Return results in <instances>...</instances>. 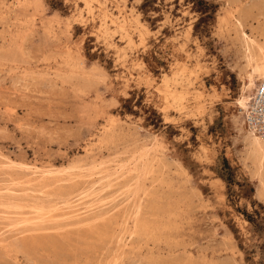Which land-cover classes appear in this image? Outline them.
<instances>
[{"label":"rangeland","instance_id":"374dc122","mask_svg":"<svg viewBox=\"0 0 264 264\" xmlns=\"http://www.w3.org/2000/svg\"><path fill=\"white\" fill-rule=\"evenodd\" d=\"M241 8L252 36L264 0H0V264H264Z\"/></svg>","mask_w":264,"mask_h":264},{"label":"bare ground","instance_id":"6f19581e","mask_svg":"<svg viewBox=\"0 0 264 264\" xmlns=\"http://www.w3.org/2000/svg\"><path fill=\"white\" fill-rule=\"evenodd\" d=\"M249 14H250V11L241 8L238 11L237 16L234 17V21L232 23L233 31L235 32V35L237 36V39L239 41L240 60L242 61L241 62L242 65H241L240 71H239L241 86L239 88V93H238L237 98L234 99V106L237 110V113L233 118V123H234L236 130H237V134L240 136V143L242 145V150H243L242 151L243 162H244V164H246L250 167L251 174L254 177L256 184H257V193L256 194L258 197H264V141L261 140L259 137H257L253 132H251L250 130L245 128L243 125V114H244V112L248 106L249 98L252 94V91L256 86V82L264 77V11L260 12L258 14L257 22H256L257 26H255V28L251 32L252 36L246 34V32H245L246 18ZM227 18H229V17H227ZM109 133H110L109 130H106L104 132L105 141H106V137H108ZM107 139H110V138L108 137ZM40 211H41V209L38 210V212H40ZM127 216H128V214H127ZM99 219H101V218H96L95 221H97ZM139 219H141V218H139ZM137 222H139V220ZM104 223H105V221H104ZM113 224H114V222H113ZM135 224L137 225V223H135ZM144 224H142V225L144 226ZM100 226H101V229L99 228ZM102 226L103 225L100 224L98 227V230H97V226L91 227L92 230L89 234L93 238L96 237L97 241H98V238H97L98 236L103 237V236H100L102 234V232L104 233V231L109 230V229H107V225H105L106 227L104 226L103 229H102ZM139 228L140 227L138 225V229ZM135 229H136V226H135ZM106 233H108V231ZM113 234H115V233H113ZM86 237L88 239V236H86ZM104 237H106V235ZM81 238H82V240L85 239L84 236H82ZM106 239H107V237H106ZM157 239H158V237H157ZM163 240H164V238H163ZM108 241H110V240H108ZM145 242H147V241L145 240ZM117 245H119V243ZM114 252H115V250H114ZM170 258H171V256H170ZM189 261L191 262V260H189ZM111 262L112 261H110V263ZM183 262H181V264ZM190 262H188V263H190Z\"/></svg>","mask_w":264,"mask_h":264},{"label":"built area","instance_id":"2783aa9c","mask_svg":"<svg viewBox=\"0 0 264 264\" xmlns=\"http://www.w3.org/2000/svg\"><path fill=\"white\" fill-rule=\"evenodd\" d=\"M243 125L264 141V77L256 82L243 114Z\"/></svg>","mask_w":264,"mask_h":264},{"label":"trees","instance_id":"16d2710c","mask_svg":"<svg viewBox=\"0 0 264 264\" xmlns=\"http://www.w3.org/2000/svg\"><path fill=\"white\" fill-rule=\"evenodd\" d=\"M201 4H204L203 2H200ZM197 11L203 16L204 14L207 13V11L204 9V8H197ZM209 11V10H208ZM221 167H223L225 169V173L226 174H223L221 173V175H219V177L225 182V183H228L227 182V179L225 178V175H227L226 177H229L231 175V169L229 168V165L227 163V161L224 159V158H221ZM224 172V171H223ZM246 218H248V216H246Z\"/></svg>","mask_w":264,"mask_h":264}]
</instances>
